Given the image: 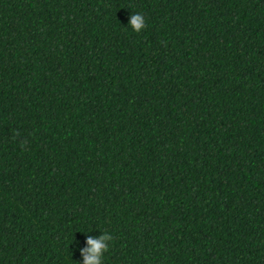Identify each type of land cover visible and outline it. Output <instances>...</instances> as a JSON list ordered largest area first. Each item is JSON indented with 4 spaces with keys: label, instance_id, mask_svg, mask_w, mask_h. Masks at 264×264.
<instances>
[{
    "label": "trees",
    "instance_id": "1",
    "mask_svg": "<svg viewBox=\"0 0 264 264\" xmlns=\"http://www.w3.org/2000/svg\"><path fill=\"white\" fill-rule=\"evenodd\" d=\"M105 231L103 264H264V0H0V264Z\"/></svg>",
    "mask_w": 264,
    "mask_h": 264
},
{
    "label": "clouds",
    "instance_id": "2",
    "mask_svg": "<svg viewBox=\"0 0 264 264\" xmlns=\"http://www.w3.org/2000/svg\"><path fill=\"white\" fill-rule=\"evenodd\" d=\"M128 26L134 32L139 33L146 27L144 16L139 13H133L129 18ZM112 240L113 236L106 231L99 237L87 236V247L80 249L83 264H103L104 254L109 251V243Z\"/></svg>",
    "mask_w": 264,
    "mask_h": 264
}]
</instances>
